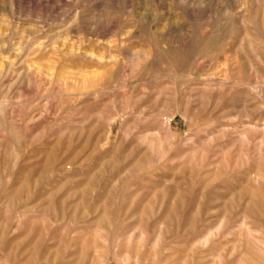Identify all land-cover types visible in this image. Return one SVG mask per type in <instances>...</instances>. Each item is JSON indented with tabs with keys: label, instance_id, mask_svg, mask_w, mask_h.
I'll return each instance as SVG.
<instances>
[{
	"label": "rangeland",
	"instance_id": "obj_1",
	"mask_svg": "<svg viewBox=\"0 0 264 264\" xmlns=\"http://www.w3.org/2000/svg\"><path fill=\"white\" fill-rule=\"evenodd\" d=\"M0 264H264V0H0Z\"/></svg>",
	"mask_w": 264,
	"mask_h": 264
}]
</instances>
